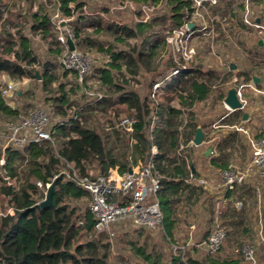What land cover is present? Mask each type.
<instances>
[{
	"label": "trees",
	"instance_id": "obj_1",
	"mask_svg": "<svg viewBox=\"0 0 264 264\" xmlns=\"http://www.w3.org/2000/svg\"><path fill=\"white\" fill-rule=\"evenodd\" d=\"M71 1L77 0H61V7L68 15L72 14L73 10L69 6ZM126 1L145 5L159 4L163 0ZM165 2L170 8L169 18L172 22L169 32L193 18V0H165ZM77 6L79 7L80 3L77 2ZM216 6L218 5L208 7ZM34 17L38 20L32 26L33 30L36 33L40 32L44 38L51 39L50 42L53 43V47L55 46L53 49L50 45V51L55 54L54 61H46L42 64L33 51L31 37L23 30L26 27L25 17L21 12L14 13L11 0H0V79L7 74L13 79L29 77L35 80L39 88L46 93L49 107L47 108L52 122L55 123L54 136L58 134L62 141L58 146H55L54 142L47 141L41 145L28 146L24 150L8 149L5 165L8 174L13 178L21 179V172L18 169L21 164L26 163L28 180L25 181L26 183L20 180L19 187L0 182V196L4 194L10 203L7 207L14 208L13 214L3 212L0 215V264H108L110 243L105 242L103 236H109V232H97L93 214L89 210L85 213L78 212L77 208L68 202L74 197L89 196V192L70 179H66L65 176H60L53 196V206L42 207L37 204V201L42 198L44 192L37 187L36 181L41 180L44 184L51 182L56 173L70 167L69 163L79 169L82 175H90L91 165L101 166L103 172L107 171L106 163L116 165L111 150L106 148L100 129L86 125L83 118L81 120L76 118V115L82 117V113L90 109L89 106L94 110L102 103L109 101H112L113 106L127 107L132 112L129 115L137 118L134 133L137 139L135 146L142 160L147 159L153 145L158 148L154 161L162 184L159 198L164 213V229L159 231L163 233L162 236L168 243L173 244L174 238H177L175 229L179 222L178 213L183 201H186V205L201 202L203 189L208 192L203 186L187 181L193 172L195 177L204 176L200 173L194 157V149L197 145L191 141L198 127L203 129L206 138L209 134L205 126L197 121L193 106L196 102L209 98L211 91L214 90L209 81L219 79L227 83L233 70L227 71L222 77L208 70L205 79L201 77L197 67L193 66L174 75L172 72L180 67V63L175 59L165 34L161 36L154 32L139 41L136 31L131 27L110 22L104 26L102 21L93 19L89 24L95 27V31L106 29L112 34L114 41L125 44V47L120 48L114 43L106 45L92 39L87 33L81 35L80 26L73 28L76 34L75 46L79 51L85 50V53L97 51L105 56L103 65H94L84 84L85 88L102 92L105 97L97 103L85 104L75 98L79 91L82 92L77 73L65 69L59 59L56 60L57 56L63 55L66 50V47L58 40V33L51 30L44 16L40 17L35 13ZM161 19L166 21L168 17L163 15ZM156 20L158 19L154 18L152 21ZM193 22L196 29L197 22L194 19ZM152 26V22L145 21L139 23L136 29L148 34ZM132 40L136 41L132 43ZM93 60L96 62V57H93ZM179 61L185 62L182 58ZM165 63L169 65L168 71L161 73L159 80L154 78L152 87L156 82H161L163 85L160 88L175 92L179 106L155 102L154 105L151 103L147 105L135 91L127 89L126 84L131 85L137 81L141 72L153 76ZM243 75L246 80L252 81L253 74L245 72ZM71 76L73 78L70 79ZM1 85L3 84L0 83ZM256 86L260 87L261 83ZM226 92V90L221 91L218 96L222 101ZM32 93L31 89L21 91L17 89L16 100L20 99L23 103L20 106L9 104L0 91V126L7 121L20 120L34 108L28 102V99L33 97ZM107 93L111 95L112 100ZM79 97L82 98V96ZM84 98L85 95L83 100ZM244 112V109L231 111L222 120L232 125L244 124L242 120ZM242 136L243 134L238 130L229 131L225 137L207 146V149L210 146L214 147L217 154L211 153L206 156L203 152L202 157L210 160V163L218 167V171L221 172L222 169L227 168L232 152H237L240 146L245 145ZM182 143L186 146L180 149ZM120 167L121 170H127L129 166ZM208 197L213 202L210 207H213V213L209 219V227L203 233L200 229L197 230L196 225L193 230L189 228L191 232L188 233L187 230V237L195 243L207 239L216 225V200L209 192ZM236 199H244L247 202L243 210L238 212L239 215L229 212L230 205L235 209ZM261 199L264 201V192L262 196H259L257 187L247 181L235 191L227 193L222 201L220 219L226 226L227 233L234 235V240L237 242L242 240V233L248 235L252 231L251 216H254L255 206H258ZM151 232L154 233V231ZM130 244L136 246L133 241H130ZM193 245L186 250L184 258L181 253L175 255L172 251L169 264H240L242 262L214 257L222 248L210 253L199 247L205 255L202 260L195 259L190 253L195 248L198 249V246ZM135 251L150 264H165L159 253L148 252L142 245H137Z\"/></svg>",
	"mask_w": 264,
	"mask_h": 264
},
{
	"label": "rangeland",
	"instance_id": "obj_2",
	"mask_svg": "<svg viewBox=\"0 0 264 264\" xmlns=\"http://www.w3.org/2000/svg\"><path fill=\"white\" fill-rule=\"evenodd\" d=\"M77 2L80 3L79 7L77 6ZM132 4L133 5L127 3L126 0L71 1L69 6L72 7L73 10L72 14L68 15L61 7V0H11V7L14 13L21 12L26 19V27L23 30L29 37H31L33 51L41 60L42 64L46 61H54L55 54L53 51H50V45H52L53 49L55 46L53 47V43L50 42L51 39L44 38L40 32L36 33L35 30H33L32 26L38 20H35V13L40 17L44 16L48 20L52 31L55 30L57 33L58 31L60 33L56 21L59 17H63L64 21L61 25L62 32H65L66 29H73L75 26H80L82 29L81 35L87 33L92 39L106 45L114 43L120 48L125 47V44H118L114 41L112 34L106 29L103 31H95V27L90 26V21L98 19L102 21L105 26L107 22L117 24L115 20L121 18V26L133 28L139 37V41H141L140 39H145L147 35H151L154 32L161 36L169 33L168 29L171 28L172 22L169 18L170 8L166 5L165 0L159 4H145L144 8L142 7L143 4H137L135 2ZM163 15L168 17L166 21H162L161 17ZM154 18L158 20L153 22L152 20ZM145 21L152 22L153 25L148 34L141 33L136 29L139 23ZM196 22L197 30L195 31L191 42L197 49V56L189 63H186L187 67L196 66L198 71H200L201 77L206 79V73L208 70H212L217 73L219 77H222L227 71L231 70V63L236 64V68L232 69L233 72L227 83L219 79L209 81L214 88V90L211 91L209 98L204 101L196 102L193 106L197 121L205 126L206 131L210 135L207 137L208 140L206 138L201 145H198L194 149L196 165L199 168L200 173L204 174V176L208 178L214 176V178L221 180V172L218 171L219 168L211 164L210 160L204 159L202 153L207 150V146L212 142L222 138V133L218 130L217 123L223 122V120L220 121V118L227 109L222 106L223 102L218 97L221 91H224L230 86L238 87L242 83H250V81L244 78L243 73L245 72L253 75L259 74L264 77V0H221L218 6L207 7L204 11L203 17L196 19ZM260 40L262 41V44H259ZM135 41L136 40H132V43ZM81 51L85 53V50ZM60 55L57 56L56 60H61L62 55ZM85 55L92 56V60L93 57H96V62L93 60L92 67L94 65L100 66L104 63L105 56L100 52L93 51L85 53ZM168 69L169 65L168 63H165L155 72V74H153V76L152 74L141 72L137 81L133 82L131 85L126 84L127 89L135 91L141 99L146 101L147 105H149V103L152 105L160 103L177 107L180 104L174 94L175 92H171L167 88L154 90V86L152 87L153 79L155 78L156 80H159L161 73L167 72ZM69 78L71 79L73 76ZM8 81H14L16 83V88L20 91L22 89H31L33 91V97L28 99L31 107L49 108L48 101L46 100V93L39 88L38 83L35 80L29 77L13 79L7 74H4L0 79L1 84H6ZM162 85L163 84L161 83V86ZM250 88L253 87L245 86L242 91L243 95H250ZM154 91L156 92L155 96L152 95ZM107 95L111 98L109 93H107ZM79 96H82V98ZM83 97V93H80L79 91L75 98H78L85 103L88 98L85 97L83 100ZM247 97L248 99L250 98V96ZM154 99L156 100L153 101ZM11 104L22 106L23 103L20 99H15ZM112 104V101L105 102L94 110L89 106L90 109L82 113V118L85 119L86 125L96 127L102 132L106 148L111 150L112 157L116 160V165L106 163L105 165L107 167L137 165L139 161L142 160V156L135 146L137 142H134V145L132 146L129 142L130 138L127 133L115 125L121 117L129 115L132 112L125 106H113ZM249 107L250 106L248 105L246 109ZM107 126H111L112 129L108 130ZM257 128L258 127H256V130ZM247 130L249 131L250 136H260V134L254 129ZM240 132L243 134L242 139L245 145L240 146V148L238 147L239 150L237 152H232L227 168L229 166L243 168L251 159L250 138L248 137V134H245L242 131ZM54 138L55 146H58L61 143L62 138L58 134H55ZM90 167V175H96L102 172L101 166H98L97 164L93 166L91 165ZM26 169V163L20 165L18 171L21 172V179L18 177L16 181L17 183H19L20 180L22 182L28 180V178H26L28 177ZM119 171L123 172L125 170H121L120 167ZM259 178L258 175H252L247 181H259L261 179ZM203 191L204 193L202 194L203 198L201 202L199 201L195 204L186 205V201H183L182 207L178 213L179 222L175 229L177 238H174L175 240L172 242L173 244L168 243V241L165 240L161 231L154 233L151 231H139L129 224H119L113 227L109 236H103L104 241L110 243L108 264H150L146 262L142 256L136 253L135 248L137 245H142L146 251H152L153 254L159 253L160 257L165 261V264H169L171 261L172 251L175 255H179L180 251L177 250L176 247L186 246L188 249L192 248L194 245L192 242L190 243V241L194 240H190V238L187 237L190 231L189 228H191L189 227L190 223L196 225L197 230L200 229L201 233H203L209 227V219L213 213V207L210 208L213 202L209 199L208 192L204 189ZM262 194L263 193H260L259 196H262ZM68 202L71 206L76 207L78 212L85 213L88 211V195L81 196L80 198H71ZM263 202L264 201L261 199L258 206H255L254 216H251L252 227H250L252 231L250 234L245 235L242 233V240L237 242V240H234L235 236L230 235V232H228L226 236L227 240L223 248L221 247L222 250L214 257H218L221 260H233L232 262H244L245 255L242 248L245 245H254L257 247L256 264H264V244L260 241L261 235H264ZM9 205L8 198L5 197L4 194L1 195L0 213L6 212L9 208L7 206ZM230 206L231 209H229V212L232 214L237 213L239 215L238 211L235 210L234 207L232 208V205ZM222 207L223 206L221 205V209ZM193 239H195V237H193ZM130 241H133V244L136 246L130 244ZM190 255L195 257V259L202 260L205 253L198 247V249L195 248Z\"/></svg>",
	"mask_w": 264,
	"mask_h": 264
},
{
	"label": "built area",
	"instance_id": "obj_3",
	"mask_svg": "<svg viewBox=\"0 0 264 264\" xmlns=\"http://www.w3.org/2000/svg\"><path fill=\"white\" fill-rule=\"evenodd\" d=\"M220 1L193 0V18L186 21L182 26L174 28L166 35V40L172 48L175 59L180 63V67L174 69L172 74L177 75L186 70L188 68L186 63L197 56V49L191 42L197 28L190 27L189 23L192 22L195 25L193 19L196 21V19L202 18L208 6L218 5ZM128 3L133 5L132 2ZM142 7L144 8L145 5ZM63 21V17H59L56 21L58 30H60V33L58 31V40L66 47L60 62L65 69L77 73L78 82L82 85V93L88 98L85 104L91 105L102 101L105 97L104 93L84 87L86 77L92 70L93 60L77 48L70 50L67 41L69 38L74 41L76 34L73 29H66L65 32H62L61 25ZM115 21L118 25L122 24L121 18ZM180 58L185 62L181 63L179 61ZM245 86L254 88L255 84L251 81L238 86V94L241 99H244L242 91ZM160 87L161 83H155L154 90H158ZM0 91L9 104L16 99L17 88L14 81H8L6 84L1 85ZM152 95L155 96L156 92L154 91ZM76 118L82 119L81 115H76ZM136 122L137 118L134 115H129L121 117L115 124L116 127L123 129L127 133L132 146L134 142H137L134 136ZM54 124L50 111L44 107H37L30 110L27 115L22 116L20 120L7 121L0 126V182L19 187L16 182L17 179L8 174L5 169L8 149L24 150L31 145H41L47 141L54 142ZM232 128L248 134L251 145V159L243 168L229 166L221 170L220 193L216 199V225L207 239L196 243L190 241V243L192 242L210 253L217 252L222 247L227 236V228L219 216L222 211V201L226 194L244 185L252 175H258L264 180V136H250L249 131L241 124H234ZM107 129L111 130L112 127L107 126ZM191 143L194 144L193 140ZM185 146L186 144L182 143L180 149ZM157 152V146L153 145L146 160H140L137 165H129L128 169L123 172L119 171V166H106V172L102 171L96 175H82L79 169L69 163L70 167L56 173L53 180L60 176H65L66 179H70L89 192L87 208L94 216L97 232L111 233L112 228L119 224H129L134 229L157 232L164 228V213L159 198L162 184L154 161V155ZM216 152L213 147L211 153L215 154ZM129 168H132V172L129 171ZM193 173L187 179L189 183H196V185L203 186L206 189L217 188L213 179L206 176L195 177ZM52 181L46 184L41 180L36 181L37 187L44 192L42 198L37 201L38 205L46 197ZM234 205L235 209L240 212L245 205V201L244 199H236ZM6 213L13 214L14 208L12 206L9 207ZM2 214L3 212L0 213V215ZM190 227L194 229L195 225L191 224ZM260 241L264 244V235H261ZM176 249L180 251L184 258L188 248L185 246L176 247ZM256 249L257 247L254 245H245L242 248L245 260L240 264H256Z\"/></svg>",
	"mask_w": 264,
	"mask_h": 264
},
{
	"label": "crops",
	"instance_id": "obj_4",
	"mask_svg": "<svg viewBox=\"0 0 264 264\" xmlns=\"http://www.w3.org/2000/svg\"><path fill=\"white\" fill-rule=\"evenodd\" d=\"M257 75L261 78V80H260L261 86L257 87L255 84L254 88H250L251 89L250 95H243V98L246 101V105L242 109H244L245 112H248L249 115H248V118L246 120L242 119L245 122L242 125L249 130L250 129L256 130V127H258L256 131L260 134V136H262V135H264V77L262 75H259V74H257ZM225 90L227 91V88ZM254 94L256 97L254 96ZM247 96H250V98L248 99ZM222 102H223L222 106L225 107L227 110L225 111L223 116L220 118V121L222 119H224V117L227 116L231 112V110L224 103V99ZM248 105L250 107L248 109H246V107H248ZM217 124H218L217 126L219 128L218 130H220L222 133V137H225L226 134L229 133V131L236 130V129L232 128V124L224 123V121L222 123H217ZM208 136H210V135L208 134ZM207 140H208V138H207ZM215 154H217V152ZM209 178L214 180L217 188L207 189V190H208L209 194L211 196H213L216 200L218 198L219 193H220L219 186H220L221 180L214 178V176H211ZM252 183L257 187L259 195H260V193L264 192V180L262 178L259 181H254Z\"/></svg>",
	"mask_w": 264,
	"mask_h": 264
},
{
	"label": "water",
	"instance_id": "obj_5",
	"mask_svg": "<svg viewBox=\"0 0 264 264\" xmlns=\"http://www.w3.org/2000/svg\"><path fill=\"white\" fill-rule=\"evenodd\" d=\"M190 27H194V23H189ZM70 50H74L76 48L74 41L69 38L67 41ZM259 44H262V41H259ZM236 68V64L235 63H231V69H235ZM38 76L40 75L39 72H37ZM261 78L254 74L252 76V81L254 84H258L260 83ZM224 103L226 104V106L234 111L237 109H242L244 108V106L246 105V101L244 99H241L239 94H238V87L237 86H230L227 88V92L226 95L224 97ZM248 112H244L243 114V120H246L248 118ZM205 140V132L203 131V129L201 127H198L197 132L195 134V137L193 139V142L195 145H201ZM213 150V147L210 146L205 152L204 154L206 156H208ZM129 171L132 172V168H129ZM57 179H54L51 183V185L48 188L46 197L41 201L40 206L42 207H51L53 206V196L55 194L56 191V184H57Z\"/></svg>",
	"mask_w": 264,
	"mask_h": 264
}]
</instances>
